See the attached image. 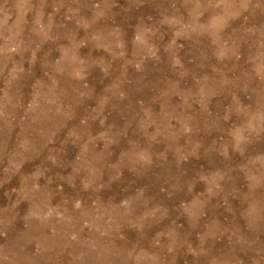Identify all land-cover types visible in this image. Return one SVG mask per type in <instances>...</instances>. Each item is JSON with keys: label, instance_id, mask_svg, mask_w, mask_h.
Masks as SVG:
<instances>
[{"label": "rangeland", "instance_id": "1", "mask_svg": "<svg viewBox=\"0 0 264 264\" xmlns=\"http://www.w3.org/2000/svg\"><path fill=\"white\" fill-rule=\"evenodd\" d=\"M0 264H264V0H0Z\"/></svg>", "mask_w": 264, "mask_h": 264}]
</instances>
